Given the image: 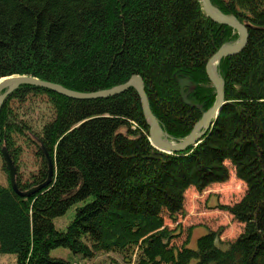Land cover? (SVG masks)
I'll list each match as a JSON object with an SVG mask.
<instances>
[{"label": "trees", "instance_id": "trees-1", "mask_svg": "<svg viewBox=\"0 0 264 264\" xmlns=\"http://www.w3.org/2000/svg\"><path fill=\"white\" fill-rule=\"evenodd\" d=\"M246 27L241 51L217 64L224 103L199 141L167 154L149 142L134 87L75 99L19 84L0 103V255L14 264H74L119 255L125 264H264V0H210ZM239 34L209 18L200 0H0V78L28 75L74 92L108 90L138 75L171 142L187 137L216 100L208 59ZM188 79L183 98L180 80ZM243 197L221 206L244 225L233 241L208 231L194 247L174 241L185 192L225 183ZM73 208L63 230L52 221Z\"/></svg>", "mask_w": 264, "mask_h": 264}, {"label": "water", "instance_id": "water-1", "mask_svg": "<svg viewBox=\"0 0 264 264\" xmlns=\"http://www.w3.org/2000/svg\"><path fill=\"white\" fill-rule=\"evenodd\" d=\"M202 3V9L204 13L211 18L214 22H217L219 24H224L227 26L232 27L237 31L239 34L238 40L233 44H227L222 46L220 49H218L217 52H215L207 61L206 63V73L207 76L212 84V86L215 88L216 91V100L213 106L208 109L204 114L201 120H199L191 130V133L185 137L181 142L179 143H168V144H160L155 139V133L157 128H160L157 118L153 115L148 99L145 93L144 89V83L140 76L133 75L130 77L128 81L125 83L115 86L108 90H101L96 92H74L71 90H67L62 88L59 85L39 80L35 77L28 76V75H9L5 77L0 78V103L5 97L6 94H8L10 91H12L14 88H16L19 84H29L33 86H39L42 88L49 89L53 92H56L58 94H61L63 96L69 97V98H75V99H93V98H103L112 96L115 94H118L124 90H126L129 87H134L139 95L141 107L144 112V115L147 119L148 125H149V142L151 146L163 153L172 154L176 152H182L188 147H191L195 145L201 135H203L206 130L211 126L213 121L217 118L219 115V112L221 110V107L224 103V86L223 81L220 78H217L215 74H213V67H216L217 70V64L219 63V60L222 57L233 55L238 53L243 49L245 46L247 39H248V32L245 26L239 23V21L233 17L228 16L224 13H222L217 7L213 6L210 2V0H200ZM180 87L181 92L183 94V88L184 86L189 85L188 79H182L180 80ZM183 98L186 102L188 100L186 99V96L183 94ZM1 159L5 165V169L7 172V178L9 181V185L11 190L18 195L19 197H27L30 194H33L35 192H38L49 185L51 181L52 176V166L50 159L48 158L47 154L43 152L46 166H47V175L46 180L38 185L37 187H34L32 189H29L28 191L21 193L18 192L15 185V170L14 167L5 152L4 149L1 150Z\"/></svg>", "mask_w": 264, "mask_h": 264}, {"label": "rangeland", "instance_id": "rangeland-1", "mask_svg": "<svg viewBox=\"0 0 264 264\" xmlns=\"http://www.w3.org/2000/svg\"><path fill=\"white\" fill-rule=\"evenodd\" d=\"M163 141L176 143L169 141L166 135ZM245 190V184L236 179L234 170L231 167L229 179L225 183L212 184L202 192L189 188L185 192L183 214L177 217L176 223L165 220V224L169 228L180 229V234L174 243L176 245L186 243L189 247H194L196 239L208 231L219 233V241L221 242L236 239L243 232L244 225L236 222L229 213L221 209V206L238 202L243 197ZM73 208H69L64 215L52 221L56 230L64 229L71 219ZM49 255L74 264H125L121 256L113 254H100L91 262L73 256L67 250L61 248L50 250ZM14 262L15 258L11 254L0 255V264H14Z\"/></svg>", "mask_w": 264, "mask_h": 264}, {"label": "bare ground", "instance_id": "bare-ground-1", "mask_svg": "<svg viewBox=\"0 0 264 264\" xmlns=\"http://www.w3.org/2000/svg\"><path fill=\"white\" fill-rule=\"evenodd\" d=\"M213 74H215V76L217 78H219L216 67H213ZM165 138V134L162 132L161 128H157L156 133H155V139L158 143L160 144H168L166 141H163V139Z\"/></svg>", "mask_w": 264, "mask_h": 264}]
</instances>
